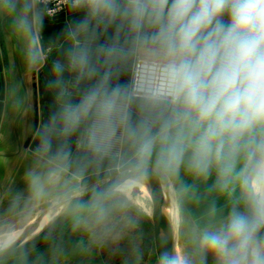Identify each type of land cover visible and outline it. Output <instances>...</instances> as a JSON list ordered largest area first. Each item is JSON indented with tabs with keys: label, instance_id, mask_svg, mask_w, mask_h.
Returning a JSON list of instances; mask_svg holds the SVG:
<instances>
[{
	"label": "clouds",
	"instance_id": "1",
	"mask_svg": "<svg viewBox=\"0 0 264 264\" xmlns=\"http://www.w3.org/2000/svg\"><path fill=\"white\" fill-rule=\"evenodd\" d=\"M38 2L0 0V12L31 35L44 19ZM69 2L83 16L53 67L57 107L36 129L38 155L57 145L52 176L68 166L73 138L83 166L162 188L214 176L227 212L213 208L190 247L162 252L159 264H264V0ZM121 191L97 193L102 217L118 210ZM173 208L178 231L180 202Z\"/></svg>",
	"mask_w": 264,
	"mask_h": 264
},
{
	"label": "rangeland",
	"instance_id": "2",
	"mask_svg": "<svg viewBox=\"0 0 264 264\" xmlns=\"http://www.w3.org/2000/svg\"><path fill=\"white\" fill-rule=\"evenodd\" d=\"M115 175L117 173L107 167L84 176L60 175L52 179L51 184H42L43 194L33 204L27 199V193L20 196V200L9 198L0 207V236H8L2 242L13 241L48 207ZM214 179L213 176L206 182L194 181L185 175L183 185L177 184L172 190L173 200L180 202L185 221L177 231L176 249L190 247L196 226L213 208L217 214L227 212V194L214 190ZM116 199L120 205L118 210L102 217L96 203L71 219L45 244L24 255L2 260L0 264H159L150 195L139 190L121 191ZM208 264H213L211 257Z\"/></svg>",
	"mask_w": 264,
	"mask_h": 264
},
{
	"label": "crops",
	"instance_id": "3",
	"mask_svg": "<svg viewBox=\"0 0 264 264\" xmlns=\"http://www.w3.org/2000/svg\"><path fill=\"white\" fill-rule=\"evenodd\" d=\"M83 16L82 12L57 20L43 19L33 26L31 35L17 30L11 14L0 12V207L7 200H20L29 194L31 204L39 201L30 179L52 183L57 163L51 158L57 145L46 155H38L42 127L58 103L54 64L63 61L70 46L68 30ZM31 49L34 61H29ZM69 82L64 74L63 84ZM70 162L60 175L84 176L106 167L83 166L82 152L75 138L70 142ZM82 169V170H80ZM56 180V179H55Z\"/></svg>",
	"mask_w": 264,
	"mask_h": 264
},
{
	"label": "water",
	"instance_id": "4",
	"mask_svg": "<svg viewBox=\"0 0 264 264\" xmlns=\"http://www.w3.org/2000/svg\"><path fill=\"white\" fill-rule=\"evenodd\" d=\"M77 12L79 11L69 9L53 17L41 14L44 19L57 20ZM130 179L137 180L131 176L117 174L79 195L66 198L48 207L39 218L19 232L13 241L0 243V261L24 255L45 244L71 219L98 203L97 193L106 191L111 186L121 185ZM137 181L144 186L153 202L154 242L159 261L162 252L166 250L175 252L176 249L173 210L169 201L168 189L162 188L154 178Z\"/></svg>",
	"mask_w": 264,
	"mask_h": 264
},
{
	"label": "built area",
	"instance_id": "5",
	"mask_svg": "<svg viewBox=\"0 0 264 264\" xmlns=\"http://www.w3.org/2000/svg\"><path fill=\"white\" fill-rule=\"evenodd\" d=\"M36 8H38L44 15L50 17L72 9L69 0H39Z\"/></svg>",
	"mask_w": 264,
	"mask_h": 264
},
{
	"label": "bare ground",
	"instance_id": "6",
	"mask_svg": "<svg viewBox=\"0 0 264 264\" xmlns=\"http://www.w3.org/2000/svg\"><path fill=\"white\" fill-rule=\"evenodd\" d=\"M121 188H122V191L126 192V193H132V191L134 190H139L140 192H143L145 194H148L147 190L144 188V186L137 180H128L124 183H122L121 185ZM172 190L168 189V193H169V201H170V205L172 206V210L174 211V208H173V203H174V200H173V194L171 193ZM149 195V194H148ZM152 200V199H151ZM172 200V201H171ZM174 233H175V239H176V236H177V230L174 228ZM179 233V232H178ZM2 238H0V243H2V241L4 239H6L5 237L8 238V236H0ZM176 250V249H175Z\"/></svg>",
	"mask_w": 264,
	"mask_h": 264
}]
</instances>
